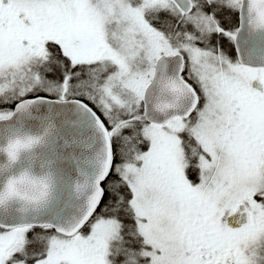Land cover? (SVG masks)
Listing matches in <instances>:
<instances>
[{
    "label": "snow or ice",
    "instance_id": "6c2138e0",
    "mask_svg": "<svg viewBox=\"0 0 264 264\" xmlns=\"http://www.w3.org/2000/svg\"><path fill=\"white\" fill-rule=\"evenodd\" d=\"M0 264H264V0H0Z\"/></svg>",
    "mask_w": 264,
    "mask_h": 264
}]
</instances>
